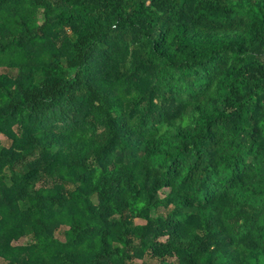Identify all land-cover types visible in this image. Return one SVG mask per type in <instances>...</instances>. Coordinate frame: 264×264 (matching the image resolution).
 Returning a JSON list of instances; mask_svg holds the SVG:
<instances>
[{"label":"trees","instance_id":"1","mask_svg":"<svg viewBox=\"0 0 264 264\" xmlns=\"http://www.w3.org/2000/svg\"><path fill=\"white\" fill-rule=\"evenodd\" d=\"M2 135L5 264H264V0H0Z\"/></svg>","mask_w":264,"mask_h":264},{"label":"rangeland","instance_id":"2","mask_svg":"<svg viewBox=\"0 0 264 264\" xmlns=\"http://www.w3.org/2000/svg\"><path fill=\"white\" fill-rule=\"evenodd\" d=\"M0 140H1V142L4 145H9L10 144V140L4 135L0 136ZM157 213H158L157 211H154V215H157ZM144 222H146V221L142 220V219H138L137 220V223H144ZM64 230H65V228H63V229H61L60 231L57 232L58 237L61 238V239L65 238ZM25 241H26V238H22L19 241H15L14 245H21V244L25 243ZM143 260L148 262V263H159V261L157 259H153V258H151L148 255L142 260L138 259L139 262H142ZM0 264H5V260L1 256H0Z\"/></svg>","mask_w":264,"mask_h":264}]
</instances>
